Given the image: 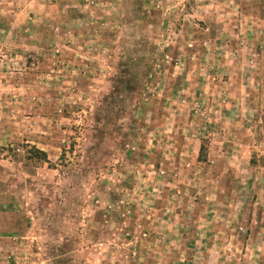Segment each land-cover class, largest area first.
Returning <instances> with one entry per match:
<instances>
[{
    "label": "rangeland",
    "instance_id": "obj_1",
    "mask_svg": "<svg viewBox=\"0 0 264 264\" xmlns=\"http://www.w3.org/2000/svg\"><path fill=\"white\" fill-rule=\"evenodd\" d=\"M0 264H264V0H0Z\"/></svg>",
    "mask_w": 264,
    "mask_h": 264
},
{
    "label": "trees",
    "instance_id": "obj_2",
    "mask_svg": "<svg viewBox=\"0 0 264 264\" xmlns=\"http://www.w3.org/2000/svg\"><path fill=\"white\" fill-rule=\"evenodd\" d=\"M202 150V146L200 145L199 146V149H198V153H200ZM32 151H33V154L36 158H39V159H45V154L44 152H42L41 150H38L36 148H32Z\"/></svg>",
    "mask_w": 264,
    "mask_h": 264
}]
</instances>
